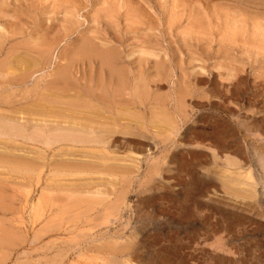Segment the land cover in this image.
<instances>
[{"label": "rangeland", "instance_id": "obj_1", "mask_svg": "<svg viewBox=\"0 0 264 264\" xmlns=\"http://www.w3.org/2000/svg\"><path fill=\"white\" fill-rule=\"evenodd\" d=\"M89 91L108 122L72 116ZM86 123L114 130L111 174L61 173L59 145L0 173V264H264V0H0V155L5 124Z\"/></svg>", "mask_w": 264, "mask_h": 264}, {"label": "bare ground", "instance_id": "obj_2", "mask_svg": "<svg viewBox=\"0 0 264 264\" xmlns=\"http://www.w3.org/2000/svg\"><path fill=\"white\" fill-rule=\"evenodd\" d=\"M256 6V5H255ZM102 8V7H101ZM111 12V11H110ZM133 14V13H132ZM106 15V14H105ZM172 16V15H171ZM136 17V16H135ZM175 19V18H173ZM134 21V20H133ZM172 21V20H171ZM174 21V20H173ZM111 22V21H110ZM136 22V21H135ZM174 23V22H173ZM110 41V40H109ZM112 41V40H111ZM84 47V46H83ZM90 47V46H89ZM102 48V47H101ZM101 50V49H100ZM117 51V50H116ZM89 54H96V50L94 49H90ZM120 52V50H119ZM118 52V53H119ZM115 53V52H114ZM64 54V53H63ZM98 54H101L100 56L103 59V64H110V60L111 58L109 57L110 55L107 53L105 54L103 51L102 53L99 52ZM130 54V53H129ZM152 54V53H151ZM122 55V53L120 54V56ZM45 56V55H44ZM82 56V55H81ZM89 56V55H88ZM96 56V55H95ZM132 56V55H131ZM87 57V56H86ZM94 57V56H92ZM152 57V56H151ZM85 58V56H84ZM118 58V57H116ZM87 59V58H85ZM94 59V58H93ZM95 59H99L98 57ZM88 60V59H87ZM118 60V59H117ZM116 60V61H117ZM124 60V59H123ZM93 61V60H92ZM99 61V60H98ZM130 61V60H129ZM115 62V61H114ZM124 62V61H123ZM128 62V61H127ZM76 63V62H75ZM121 63V62H120ZM129 63V62H128ZM77 64V63H76ZM87 64V63H86ZM116 64V63H114ZM118 64V63H117ZM75 66V65H73ZM92 66V65H91ZM94 67V65H93ZM96 67V66H95ZM99 67V65L97 66ZM102 67V66H101ZM106 67V65L104 66ZM112 67V66H111ZM114 67V66H113ZM121 67V66H120ZM64 68V67H63ZM66 68V67H65ZM88 68V67H87ZM86 68V69H87ZM103 68V67H102ZM122 68V67H121ZM59 69V68H58ZM95 69V68H94ZM97 69V68H96ZM96 69L94 71H96ZM104 69V68H103ZM106 69V68H105ZM108 69V68H107ZM123 69H127L126 67ZM65 70V69H64ZM75 70V69H74ZM109 70V69H108ZM125 70L123 71V74L125 75ZM73 71V69L71 70ZM107 71V70H106ZM97 72V71H96ZM103 72V70H102ZM88 73V72H87ZM99 73V72H97ZM105 73V72H104ZM107 73V72H106ZM110 76L111 78H115L118 79L119 83H117V86L119 88H123V84L127 83L124 82L123 80V75L122 72L119 70H115L110 68L109 70ZM52 74V73H51ZM65 74V73H64ZM69 74V73H68ZM96 74V73H95ZM103 74V73H102ZM127 74V73H126ZM25 75V73H24ZM74 75V74H73ZM88 75V74H87ZM99 75V74H97ZM109 75V74H108ZM138 75V74H137ZM70 76V75H69ZM106 76V75H105ZM110 76H108V78H110ZM96 77V76H95ZM107 77V76H106ZM22 78V77H21ZM77 78V77H76ZM105 78V77H104ZM107 78V79H108ZM126 78V77H125ZM130 78V77H129ZM18 79V78H17ZM65 80V76L60 74V76H56L55 78L51 79L52 85H56L60 82V80ZM162 79V78H161ZM22 80V79H21ZM97 80V79H96ZM130 80V79H129ZM132 80V79H131ZM160 80V79H159ZM106 81V79H105ZM116 81V80H115ZM128 81V79H127ZM142 81V80H141ZM157 81V80H156ZM90 82V81H89ZM109 82V81H108ZM112 82V81H111ZM130 82V81H129ZM128 82V83H129ZM78 83V82H77ZM94 83H96V81H94ZM107 83V82H106ZM67 85H70L72 83L67 82ZM130 84V83H129ZM96 85V84H95ZM103 85V83H102ZM106 85V84H105ZM116 85V84H115ZM63 86V85H62ZM98 86V85H97ZM104 86V85H103ZM108 88V85H106ZM112 86V83H111ZM61 87V86H60ZM75 87V86H74ZM96 87V86H95ZM135 87V86H134ZM159 87V86H157ZM112 88V87H111ZM114 88V87H113ZM118 88V90H119ZM121 88V89H122ZM125 88V87H124ZM137 88V87H136ZM58 89V88H56ZM83 89V88H82ZM94 89V88H93ZM116 89V88H115ZM133 89V88H131ZM63 90V89H62ZM95 90V89H94ZM113 91V89H111ZM117 90V91H118ZM68 91V89H67ZM78 91V90H77ZM93 91V90H92ZM127 91V90H126ZM136 91V90H135ZM139 91V90H138ZM85 92V91H84ZM97 92V91H96ZM109 92V90H108ZM119 92V91H118ZM122 92V90H121ZM61 93V92H60ZM66 93V90H65ZM83 93V92H82ZM89 94V99H86L85 101H80L78 100H70V104L71 105V114L72 116H74L73 114L77 115V113H79L81 111V109L84 106H90V107H94V102L96 103V106L98 108L101 107L100 110L94 112L92 115L90 114L89 117L87 118L88 120H93L94 118L98 120V118L100 119H104V120H109L108 116H106L105 114L107 113V111H109L111 109V105L109 103H107V100L104 97H100L99 96H95L93 95V93H91V91L87 92ZM123 93V92H122ZM56 94V93H54ZM96 94V93H95ZM110 94V93H109ZM112 94V92H111ZM121 94V93H120ZM130 94V93H128ZM132 94V93H131ZM63 95V94H62ZM69 95V94H68ZM102 95V94H101ZM116 95V94H115ZM113 95V96H115ZM134 95V94H133ZM130 95V96H133ZM66 96V95H65ZM64 96V97H65ZM82 96V95H81ZM107 96V95H106ZM72 97V96H71ZM78 97V95H77ZM111 97V95L109 96V98ZM116 97V96H115ZM114 97V98H115ZM70 98V97H69ZM88 98V96H87ZM117 98V97H116ZM124 98V97H123ZM127 98V96L125 97ZM130 98V97H129ZM132 98H136V97H132ZM150 98V97H149ZM152 98V97H151ZM94 99V100H93ZM115 99H113V102ZM137 100V99H136ZM149 100V99H148ZM156 100V99H155ZM123 102V101H122ZM112 103V102H111ZM118 103V102H117ZM116 103V104H117ZM144 103V101H143ZM126 104V103H124ZM123 105V104H122ZM138 105V104H137ZM155 105V104H154ZM114 107V104L112 105ZM117 106V105H116ZM140 106V105H139ZM58 107V106H57ZM131 107V105H130ZM125 108V107H124ZM133 108V107H132ZM86 110V108H85ZM84 110V111H85ZM128 110V107L127 109ZM31 111V110H29ZM88 112V111H87ZM106 112V113H105ZM115 112V110H114ZM123 112V111H121ZM62 113V111L60 112ZM86 113V112H84ZM91 113V112H90ZM112 113V112H111ZM119 113V112H118ZM154 113V112H153ZM55 114V113H54ZM58 114V113H57ZM123 114V113H122ZM127 114V113H126ZM129 114V113H128ZM155 115V114H154ZM7 116V115H6ZM122 116V115H121ZM49 117V116H48ZM53 117V116H52ZM9 118V117H8ZM55 118V117H54ZM58 118V117H57ZM125 118V117H124ZM167 118V117H166ZM53 119V118H52ZM62 119V118H61ZM64 119V118H63ZM156 119H158L156 117ZM160 119V118H159ZM105 121L106 122H108ZM141 121V120H140ZM25 122V121H24ZM125 122V121H124ZM2 123V122H1ZM102 125L101 127V132L100 133H96L92 128V124H73L70 126H62V127H54L51 128L48 126V124H45L44 126H37V127H33L30 128V125H28V127L22 125V124H16L15 126L11 125H3L1 126L2 128V132H3V136L6 137V139L2 140L4 148L6 149L4 153V156L0 155V168L2 169L0 173L7 175V179L10 177H16V178H22L24 181L26 182H32L33 181V175H37L38 177L41 174V172L45 173V170L43 171L42 169L44 167H46L49 162L51 161L50 158L51 152L56 151L57 147L59 145V149L60 151H56L54 156H60L59 158H63L62 162L59 160V158L57 160H59L61 163L58 164L59 168H61L60 170L62 171L61 173H67L66 170H68V174L73 173L74 175H79V176H93L95 174H107L110 175V170L112 169V160L114 159V157L112 156L113 152L116 151V147L117 145H114V142H112L111 138H112V133H114L113 129H111V127L109 126H105ZM114 122H112L113 124ZM126 123V122H125ZM129 123V122H128ZM140 123V122H139ZM10 124V123H8ZM2 125V124H0ZM26 125V124H25ZM10 126V129H8ZM57 126V125H56ZM117 126V125H116ZM124 126V125H123ZM8 127V128H7ZM53 127V126H52ZM119 127V125H118ZM130 127V126H128ZM132 128V127H131ZM119 129V128H118ZM124 129H122L123 131ZM140 130V129H139ZM1 131V130H0ZM11 131V132H10ZM120 131V132H122ZM129 131V130H128ZM117 132V131H116ZM136 133V132H135ZM139 133V132H138ZM114 137V136H113ZM2 138V137H1ZM115 140V139H114ZM130 140V139H129ZM66 142H69L70 144H67L65 146L66 149H64L63 144ZM128 142V141H127ZM1 144V143H0ZM127 144V143H126ZM95 146L98 145L101 147V149L99 150H95L94 147H92L91 150H88L89 148H86V151H81L82 148H85L86 146ZM121 146V145H119ZM1 149V148H0ZM58 150V149H57ZM124 150V149H123ZM119 152V151H118ZM121 152V151H120ZM2 153V152H1ZM123 154V153H122ZM77 155H79V158H77ZM125 156V155H124ZM123 156V157H124ZM122 157V158H123ZM126 157V156H125ZM121 158V159H122ZM127 159V157L125 158ZM136 160V159H135ZM58 162V161H57ZM116 163V162H114ZM119 163V162H118ZM167 164V163H166ZM121 167V166H120ZM49 168V167H48ZM130 168V167H128ZM46 169V168H45ZM51 169V167L49 168ZM65 170V171H64ZM101 170V171H100ZM103 170V171H102ZM49 171V170H47ZM46 171V172H47ZM52 172V171H51ZM60 171H55L54 173H49L50 175L54 174L56 176L61 175ZM48 174V175H49ZM36 176V177H37ZM65 176V175H64ZM69 176V175H68ZM73 176V175H72ZM103 176V175H102ZM37 177V178H38ZM68 178V177H67ZM88 178V177H87ZM42 179V178H41ZM56 179V178H55ZM63 179V178H62ZM72 179V178H71ZM40 180V179H39ZM47 180V179H46ZM44 181V179H42V182L45 183V186L48 185L46 184L48 182ZM79 180V179H78ZM41 181V180H40ZM55 181V180H54ZM5 182V181H4ZM79 182V181H78ZM4 184V183H3ZM2 183L0 185H3ZM22 184V183H21ZM34 184V183H33ZM66 184V183H65ZM39 186V184H37ZM11 186V184H10ZM13 186V185H12ZM19 186V185H18ZM32 186V185H30ZM7 187V186H6ZM14 187V186H13ZM11 187V188H13ZM43 187V186H42ZM15 188V187H14ZM20 188V187H18ZM29 188V186H28ZM37 188V187H36ZM4 189V188H3ZM27 189V188H24ZM58 189V188H57ZM15 190V189H13ZM12 190V191H13ZM24 191V190H23ZM31 191V189H30ZM1 192V191H0ZM46 192V191H45ZM47 193V192H46ZM45 193V195H46ZM69 193V192H68ZM2 194V193H1ZM0 194V195H1ZM6 194V193H5ZM4 194V195H5ZM84 194V193H83ZM9 195V194H8ZM74 195V194H73ZM82 195V194H80ZM86 195V194H85ZM84 195V196H85ZM79 196V195H76ZM96 196V194H95ZM56 197V196H55ZM83 197V196H82ZM81 197V198H82ZM92 197V195H91ZM94 197V196H93ZM5 198V196H4ZM27 198V197H26ZM60 198V197H59ZM58 198V199H59ZM89 198V197H88ZM87 198V199H88ZM3 199V198H2ZM57 199V198H56ZM80 199V198H79ZM84 199V198H82ZM64 200V199H63ZM78 200V199H77ZM85 200V199H84ZM79 201V200H78ZM77 201V202H78ZM83 201V200H82ZM4 202V201H2ZM1 202V203H2ZM89 202V201H88ZM87 202V203H88ZM84 203V202H83ZM26 204V201H25ZM78 204V203H77ZM80 204V203H79ZM78 204V205H79ZM65 207V206H64ZM78 207V206H77ZM109 207V206H108ZM73 208V207H72ZM143 208V207H142ZM4 209V208H3ZM91 210V209H90ZM65 211V210H64ZM83 212V211H82ZM86 213V212H85ZM0 221H4V220H0ZM5 238V237H4ZM1 239V238H0ZM7 239V238H6ZM118 260V258H117ZM126 262V261H125ZM128 263V262H127Z\"/></svg>", "mask_w": 264, "mask_h": 264}]
</instances>
